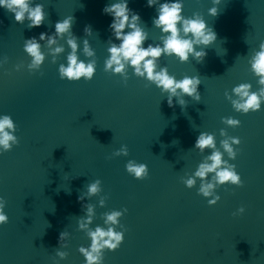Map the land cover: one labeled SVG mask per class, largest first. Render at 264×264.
<instances>
[{"label": "water", "instance_id": "1", "mask_svg": "<svg viewBox=\"0 0 264 264\" xmlns=\"http://www.w3.org/2000/svg\"><path fill=\"white\" fill-rule=\"evenodd\" d=\"M114 2L34 0L47 17L31 29L0 8V61L7 58L0 67V115L13 118L19 140L0 154V197L9 217L0 226V264H85L79 248L91 241L78 228L83 205L94 208L92 229L107 227L106 213L127 209L123 228L117 229L126 230L124 241L115 251L105 250L104 264H264V109L236 112L225 95L242 83L253 91L260 87L248 61L264 42V0H222L215 17L208 15L212 0H184V14L203 15L217 40L205 49L203 62L167 56L159 61L178 79H201V100L185 97L183 109L175 103L169 107L160 89L131 68L127 81L105 72L109 41L119 43L109 27L112 17L103 12ZM128 2L148 33L145 47L160 43L152 24L155 7L147 0ZM68 16L74 17L73 35L95 50L91 59L97 72L91 81L59 76L70 34L52 46L63 47L62 53L49 55L39 71L27 68L25 40L53 34L56 22ZM86 26L91 35L85 34ZM41 44L48 54L47 41ZM78 55L87 61L82 52ZM228 117L240 120V126L224 124ZM200 132L214 134L218 149L228 136L241 140L229 163L236 165L243 184L219 187L221 199L212 206L198 194L199 180L191 189L183 183L210 154L194 148ZM123 145L128 156H114ZM129 160L146 164L148 176L130 175ZM97 179L102 192L81 202L78 197ZM62 232L69 234L67 248L59 241ZM57 250L66 258L60 259Z\"/></svg>", "mask_w": 264, "mask_h": 264}, {"label": "clouds", "instance_id": "2", "mask_svg": "<svg viewBox=\"0 0 264 264\" xmlns=\"http://www.w3.org/2000/svg\"><path fill=\"white\" fill-rule=\"evenodd\" d=\"M222 0H212L213 6L208 9V15L217 16L219 14V5ZM148 7H155L156 16L152 20L155 28L159 29L161 34L160 43L147 44L148 33L145 31L139 13L129 8L128 0H115L114 3L104 7L103 12L112 17L109 27L112 31V39L109 41L107 48L108 57L104 61L105 72L121 76L124 81L129 79V69H132L136 77L147 80L150 84L160 89L161 94L167 97L169 107L174 103L179 104L181 108H186L188 101L185 97L199 102L201 95L199 87L201 79L198 75H185L178 79L175 75L170 74L167 66H161L159 61L162 57H175L181 63H187L192 59L197 62H203L207 56L205 49L211 46L217 40V33L210 27L203 15L193 13L191 16L184 14V0H147ZM0 8L14 14V19L20 24L28 22V28L40 27L46 20L47 13L44 6L34 3V0H0ZM74 17L68 16L59 20L55 24V32L51 35L40 33L39 37H32L25 40L24 51L31 58L27 65L29 71H39L45 63L47 57L55 56L64 51L63 47L53 45L57 40L66 39V44L70 51L66 57V63H61L58 68L60 78L70 82H79L81 80L91 81L97 72V62L91 59L95 56V50L91 48L87 39L80 41L72 33ZM85 34L91 35L90 26L85 27ZM47 41L51 51L45 54L41 41ZM82 45V47H81ZM199 49V50H198ZM78 52L87 57V61L81 59ZM5 60L0 61V67ZM55 63V60L52 61ZM248 63L251 70L258 78V90L253 91L252 85L242 83L232 89V94L225 93L227 99L231 102L236 112L248 114L264 109V42L259 44L258 50L254 51ZM19 70L22 65H17ZM234 97V98H233ZM222 122L230 127H239L241 121L235 118H224ZM16 124L10 115H0V154L10 151L13 145L19 143L15 135ZM221 135L227 133L221 130ZM241 140L238 137L228 136L227 139L220 141V148H217L216 137L212 133L200 132L197 136L194 148L201 153L205 150H211L204 160L199 163L198 167L191 175L183 178V183L188 188H193L199 180L198 194L208 199L210 206L216 205L221 197L217 194V189L225 185L242 186L243 181L236 170V165L229 163L237 157V150L234 145H240ZM222 149V151L220 150ZM126 145L113 153L114 156H128ZM227 154V158H225ZM127 172L137 179H144L149 174L146 164L137 163L129 160L126 164ZM211 174V176L209 175ZM101 181L99 179L91 182L86 187V193L81 194L78 199L83 202L86 197H92L102 192ZM103 201L101 205L103 206ZM6 201L0 197V226L9 222V217L5 213ZM84 216L78 221V228L86 231L90 239L88 247L81 246L79 252L85 258V264H104L105 250H117L125 238V231H118L123 228L120 224L122 216L127 212L113 210L104 216V224L107 227L96 226L90 228L94 215L92 205H83ZM239 213L245 211L240 208ZM67 232H62L59 241L62 248L68 247ZM60 259H65V251H56Z\"/></svg>", "mask_w": 264, "mask_h": 264}]
</instances>
